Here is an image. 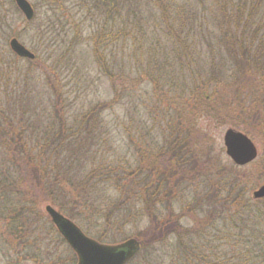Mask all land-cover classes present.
<instances>
[{"label":"rangeland","instance_id":"rangeland-1","mask_svg":"<svg viewBox=\"0 0 264 264\" xmlns=\"http://www.w3.org/2000/svg\"><path fill=\"white\" fill-rule=\"evenodd\" d=\"M27 1L31 22L0 0V264L76 263L46 206L99 243L136 239L128 264H169L177 236L153 244L150 233L175 220L217 251L264 233V198L252 196L264 186V81L261 68L238 62L228 0H114L109 11ZM46 10L60 20L41 39ZM13 38L35 59L15 56ZM227 129L254 143L253 162L226 156ZM176 148L196 167L186 162L171 176L164 168ZM214 183L219 195L244 193L216 221L201 202Z\"/></svg>","mask_w":264,"mask_h":264},{"label":"trees","instance_id":"trees-1","mask_svg":"<svg viewBox=\"0 0 264 264\" xmlns=\"http://www.w3.org/2000/svg\"><path fill=\"white\" fill-rule=\"evenodd\" d=\"M43 1L46 4V1ZM79 1L84 5V7H88V4L90 3L93 7V10L96 11L98 8L106 7V5L109 11L108 7H112L114 3V0ZM228 4L231 6V13H229L226 18L228 20V23L234 26L232 28L234 32L233 34H235L234 37L238 40L239 51L237 54L240 57V61L238 62H243L245 65L250 66L256 71H258V69L256 68H261L258 74H261L260 76L264 81V62L261 59L264 56V52H262L264 51V0H228ZM48 16L49 14L46 10L42 18L44 19V22L41 23L37 28L38 38L44 39L45 36H53V26L55 23L57 24L60 19L59 17L55 18L54 22L50 19L51 17L49 18ZM94 36H96L95 41L98 40V42L96 41L97 45L99 42H103L104 39H102L101 37L102 31L101 33H95ZM261 47L263 48L261 49ZM98 49L99 46L96 47L95 45L94 55L96 59L104 62L105 60L102 58V55L99 54ZM179 135L180 133L178 134V137ZM178 140L179 139L175 138L174 144H177ZM176 149H178V152L176 153L181 154L177 157L172 156L174 160L170 161V163L167 162L166 165L168 166L164 168L167 174H171V176L175 174L176 168L184 167L186 165V162L189 163V161H191V167H196V163H193V158L189 159L188 161V159L184 157L185 154L182 153L183 150L181 148ZM22 158L23 157H21V159ZM163 175H165V173H163ZM220 180L222 179H219V181ZM159 187L160 186L157 185L153 188V191L156 192L153 197L157 196ZM218 187L220 186L218 185ZM145 188L151 189L152 184H150L148 181H144V190ZM237 192V195L233 194L231 191L226 195H223L221 193V195H223L221 197V195H219L220 190L215 188V183L208 187L206 185L205 193L203 194L204 197L201 198V202L202 204L204 203V201H206L207 203L209 202L208 206L210 207L209 212L207 213L208 220L211 218L210 216L215 217L214 221H216L218 218H221L224 213L223 211H225V207L227 208V212L229 209H231L230 207L235 208L237 202L242 197L244 198V193L242 194L241 191ZM245 202L246 201L243 200L244 204H246ZM238 209H240V207H238ZM262 216L261 218L264 219ZM232 219L234 218L232 217ZM252 220L256 222L260 221L257 220L256 217ZM166 225H168V223H166ZM156 228L157 229H155V231H151L150 233L152 236H155V238H153V244L162 243L164 241L166 242V239H168L172 235L177 236L176 244L178 243V249H176L177 251H175V256H172L169 264H264V233L261 230L253 232V234L256 236H252L250 238L252 243L248 242L242 247H239V244L233 245V247H231L230 243H227L230 247L229 250L226 249L217 251L218 248L215 246V244L213 243L212 245L211 243H208L209 241L204 239L203 236H199L197 237V239H194L191 235V230H180L181 227L179 226L178 220L174 221L172 229L168 227L165 228L164 224H159ZM215 228L217 229V225L215 226ZM183 234L188 238V240L185 241L186 243H183L180 240L181 238H183L181 237V235ZM234 237L236 238L235 242H237L239 236ZM98 241H102V239H99ZM144 247L146 248L147 246L145 245ZM154 261L157 262V264H162V260L160 259H156Z\"/></svg>","mask_w":264,"mask_h":264},{"label":"water","instance_id":"water-1","mask_svg":"<svg viewBox=\"0 0 264 264\" xmlns=\"http://www.w3.org/2000/svg\"><path fill=\"white\" fill-rule=\"evenodd\" d=\"M17 8L27 21L34 17V10L27 0H14ZM11 51L19 58L33 60L34 55L16 39L9 42ZM226 156L236 166H245L253 162L258 151L254 143L241 132L227 129L223 135ZM258 200L264 198V186L252 194ZM45 212L58 233L75 253L76 264H127L140 251V243L136 239H128L120 244L107 245L99 243L87 236L69 219L65 218L51 206Z\"/></svg>","mask_w":264,"mask_h":264}]
</instances>
